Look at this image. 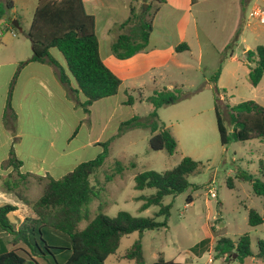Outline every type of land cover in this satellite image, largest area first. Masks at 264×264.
Returning <instances> with one entry per match:
<instances>
[{"label": "rangeland", "instance_id": "obj_1", "mask_svg": "<svg viewBox=\"0 0 264 264\" xmlns=\"http://www.w3.org/2000/svg\"><path fill=\"white\" fill-rule=\"evenodd\" d=\"M196 1L185 43L189 42L191 50L181 51L175 56L176 63L166 61L163 67L147 63L150 69L141 72L134 81L124 82L115 97L103 99L93 109L92 121L95 131H101V143L110 142L103 164L89 178L99 197L87 207L89 219L98 212L109 218H114L119 212H127L133 217H153L159 207L152 206L140 212L141 202L137 198L150 196L155 191L135 190V177L146 171L163 173L171 170L186 157L198 163L197 170L187 177L190 187L182 194L163 198L161 202L163 206H169L167 227L145 231L141 236L134 232L122 237L117 251L104 264H134L122 259V256L139 238L144 264H154L158 258L179 264H225L223 257L214 251L216 242L228 239L236 243L244 235L249 237L250 251L254 257L247 258L244 264H264V258H255L258 254L257 243L264 242V224L257 227L248 225L250 210L264 217V201L254 196L249 181L241 178L251 176L264 182V139L232 141L221 146L214 114L215 88L222 106L232 107L245 101L264 106V77L257 87L251 86L248 71L255 64L247 63L246 59L248 51L264 46V25L249 16L255 8L264 10V3L260 0ZM183 2L185 0H89L83 4L85 12L94 16L97 22L103 20L107 24H114L113 40L120 34L128 33L135 24L133 22L123 29L118 28L128 18L129 6L135 8L136 14L146 13L149 20L156 15V34L162 37L161 42L155 45L160 49L156 58L164 62L171 52L170 47L177 42L175 23L183 13L170 7L173 4L183 6ZM0 3L4 6V15L0 19V40L10 37L13 41H27L25 45L30 49V42L25 39L37 1L0 0ZM9 3L11 7L7 8ZM13 21L19 30L13 29ZM153 46L151 43L145 53H151ZM19 48L21 50L23 46ZM49 52L63 59L57 50ZM231 56L236 61L229 60ZM110 59L111 64L118 67L132 63L116 60L112 56ZM106 64L114 70L108 60ZM218 69L219 81L213 85L211 77ZM163 89H177L188 95L171 106L157 110L159 122L176 141L172 155L163 150H150L149 140L153 135L149 130L132 128L119 134L121 123L134 117L143 120L151 113L153 108L147 99L154 91ZM128 96L132 105L125 104ZM114 108L112 116L106 121L105 111ZM70 122H73V117ZM224 122L226 125V120ZM78 139H81V134ZM102 152L100 145L95 150L86 151L83 156L72 154L70 169L77 161L94 160ZM116 163L121 166L118 168ZM228 179L233 181L232 188L226 184ZM2 180L15 184L14 191L31 203L42 193V183L36 178H28L23 184L12 171ZM209 188L214 189L215 198L208 194ZM187 196L192 198L190 203H186ZM9 216L14 228H20L26 218L34 217L31 210L22 205L18 212ZM156 220L161 222L163 218ZM86 223L82 221L79 228ZM0 237L3 239L0 245L7 246L5 241H10V237L6 234H0ZM43 237L54 248L50 250L53 256L48 255L46 259L51 264H63L70 254L67 238L46 229ZM204 239H209V243L205 247H197ZM233 255L235 259L236 254Z\"/></svg>", "mask_w": 264, "mask_h": 264}, {"label": "trees", "instance_id": "obj_2", "mask_svg": "<svg viewBox=\"0 0 264 264\" xmlns=\"http://www.w3.org/2000/svg\"><path fill=\"white\" fill-rule=\"evenodd\" d=\"M36 1L32 21L26 34L31 48V57L27 62L47 60L57 67V63L49 55V50H57L64 58L66 68L77 85V91L84 98L79 106L88 114L89 107L93 103L114 97L121 85L120 79L100 59L94 17L85 12L82 0ZM8 7H11V3ZM3 8L0 3V19L4 15ZM145 14L143 12L136 14L135 9L130 7L128 18L118 25L119 29H123L135 23L128 33L118 35L110 46L111 53L117 60H127L147 47L152 32V19H146ZM183 50H187L185 44L175 48L177 53ZM246 56L247 63L255 64L254 67L249 68L248 81L251 86L256 87L264 75V46H257L254 51H248ZM27 62H22L19 66ZM219 74L220 69L211 77L213 85L216 84ZM60 81L62 84H67V79L62 73H60ZM214 92V114L221 146H226L232 141L264 139V106L254 101L241 102L232 107L222 106L218 99L217 88ZM187 96L177 89L154 91L147 99L153 108L151 113L143 120L134 117L121 123L119 134L132 128L149 130L153 135L149 140L150 150H163L168 155H172L177 144L169 130L159 122L157 110L171 106ZM128 98L125 104L132 105V100L129 96ZM109 142L99 144L103 147V152L97 158L77 165L62 178L39 179L42 183V193L32 203L14 191L15 184L12 185L8 181L2 183V189L13 192L31 210L34 217L26 218L21 227L15 230L8 219V214L14 212L15 207L0 206V232L10 237V241H5L7 246L0 245V264H42V262L51 264L46 256H53L50 250L54 248L50 247L43 237L45 229L67 238L69 242L67 250H70V254L63 264H104L109 256L115 254L122 237L134 232L141 236L145 231L167 227L169 206H163L161 202L163 198L182 194L190 187L187 177L197 170L198 163L186 157L171 170L163 173L146 171L135 177V190L154 189L155 191L150 196L137 198V201L141 202L140 212L152 206L159 207L153 217H133L127 212H119L114 218H109L98 212L89 219L87 207L99 198L90 185L89 178L103 164L108 154ZM20 164L11 154L7 165L16 172ZM116 166L119 168L121 165L116 163ZM16 175L23 184L30 178L19 173ZM241 178L249 181L253 195L264 201V182L251 176ZM226 184L229 188L233 187L231 179H228ZM191 201L192 198L187 196L186 203ZM160 217L163 218L161 222L156 220ZM82 221L87 223L83 228H79ZM263 222V217L255 210L249 211L250 227L260 226ZM1 241L3 239H0ZM208 243L209 239H204L197 247H205ZM257 245L256 257L264 258V242L259 241ZM214 251L223 257L225 263L234 261L241 263L244 259L252 257L250 240L246 235L240 237L236 243L228 239H219ZM233 254H236L235 259L232 257ZM122 259L132 261L134 264H144L140 238L125 252ZM154 264L179 263L158 258Z\"/></svg>", "mask_w": 264, "mask_h": 264}, {"label": "crops", "instance_id": "obj_3", "mask_svg": "<svg viewBox=\"0 0 264 264\" xmlns=\"http://www.w3.org/2000/svg\"><path fill=\"white\" fill-rule=\"evenodd\" d=\"M260 1L264 3V0ZM195 4H197L196 0H185L183 6L173 4L170 7L172 10L183 13L175 23L177 42L170 47L171 52L164 62L163 59L156 58L160 54V49L155 45L162 40V37L156 34V15L152 19V32L145 50L123 60L132 63L121 67L111 64L110 59L111 56L114 57L110 50L111 44L116 39H112L114 24H107V21L103 20L97 22L93 16L100 59L120 79L119 89L123 87L124 82L134 81L141 72L150 69L151 67L148 68L150 65L147 63H153L152 66L156 67H163L166 61L176 63L175 56L180 52L177 53L175 48L187 41L191 11ZM130 7L133 6H129V9ZM159 10L156 11V14ZM195 38L197 39V37ZM25 40H28L27 37ZM26 42L13 41L10 37L7 40H0V206L12 205L16 210L11 213L18 212L21 205L26 207L13 192L2 189V178L13 171L7 165L11 154L21 163L17 171L14 172L15 174L28 175L37 180H44L46 177L58 180L83 163L77 161L71 170L69 162L72 154L83 156L86 151L95 150L101 143V131H95L92 119L93 109L103 101L93 103L89 107V113H84L79 106L84 98L77 91V85L67 68L65 70L64 58L54 57L49 52L50 57L57 63V67L47 60L27 62L31 57V48L26 47ZM151 43L154 44L153 50L147 54L145 52L148 51ZM185 45L187 50L183 51L191 50L189 42ZM21 46L23 48L20 50ZM107 60L114 70L106 64ZM229 60L236 61V58L231 56ZM22 62L27 63L19 66ZM60 73L65 75L67 84L61 83ZM114 111L115 108L105 111L106 121ZM71 117H73L72 123L70 122ZM80 134L81 139H78ZM9 215L8 219L11 223ZM0 234L4 233L0 232ZM255 258L257 257L255 256ZM246 259L240 264H244Z\"/></svg>", "mask_w": 264, "mask_h": 264}, {"label": "built area", "instance_id": "obj_4", "mask_svg": "<svg viewBox=\"0 0 264 264\" xmlns=\"http://www.w3.org/2000/svg\"><path fill=\"white\" fill-rule=\"evenodd\" d=\"M82 1H89V0H82ZM250 18H255L258 23L264 25V10L255 8L250 14ZM208 194L212 197L215 198V191L214 189L209 188L208 189ZM210 262V260H209Z\"/></svg>", "mask_w": 264, "mask_h": 264}, {"label": "water", "instance_id": "obj_5", "mask_svg": "<svg viewBox=\"0 0 264 264\" xmlns=\"http://www.w3.org/2000/svg\"><path fill=\"white\" fill-rule=\"evenodd\" d=\"M143 8L145 9L146 6H144ZM144 9H143V10H144ZM11 25L13 26V28H14L15 30H19L18 25H17V23H16L15 21H13V22L11 23ZM246 55H247V53H246ZM233 257H235V255H233Z\"/></svg>", "mask_w": 264, "mask_h": 264}]
</instances>
